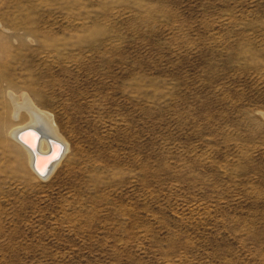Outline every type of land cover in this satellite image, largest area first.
Returning <instances> with one entry per match:
<instances>
[{
    "label": "rangeland",
    "instance_id": "obj_1",
    "mask_svg": "<svg viewBox=\"0 0 264 264\" xmlns=\"http://www.w3.org/2000/svg\"><path fill=\"white\" fill-rule=\"evenodd\" d=\"M0 264H264V0H0Z\"/></svg>",
    "mask_w": 264,
    "mask_h": 264
},
{
    "label": "bare ground",
    "instance_id": "obj_2",
    "mask_svg": "<svg viewBox=\"0 0 264 264\" xmlns=\"http://www.w3.org/2000/svg\"><path fill=\"white\" fill-rule=\"evenodd\" d=\"M12 100L18 111L28 114L29 123L25 127L19 129L18 126L10 131L8 133L9 141L28 158V160L25 158V166L29 169V173L36 178H43L50 165L59 159L63 148L66 146L67 149L68 146L55 127L51 115L43 113L27 97L23 98L21 102H17L13 98ZM55 165L57 164L55 163Z\"/></svg>",
    "mask_w": 264,
    "mask_h": 264
},
{
    "label": "water",
    "instance_id": "obj_3",
    "mask_svg": "<svg viewBox=\"0 0 264 264\" xmlns=\"http://www.w3.org/2000/svg\"><path fill=\"white\" fill-rule=\"evenodd\" d=\"M36 151H37V147H36V149H35ZM48 167H49V165H48ZM48 167H47V169H48Z\"/></svg>",
    "mask_w": 264,
    "mask_h": 264
}]
</instances>
